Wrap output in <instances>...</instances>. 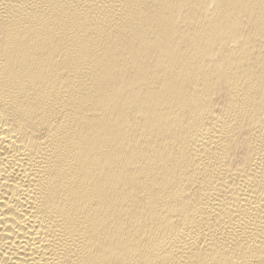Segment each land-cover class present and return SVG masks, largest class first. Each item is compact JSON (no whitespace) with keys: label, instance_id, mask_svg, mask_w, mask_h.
I'll return each instance as SVG.
<instances>
[{"label":"bare ground","instance_id":"1","mask_svg":"<svg viewBox=\"0 0 264 264\" xmlns=\"http://www.w3.org/2000/svg\"><path fill=\"white\" fill-rule=\"evenodd\" d=\"M0 264H264V0H0Z\"/></svg>","mask_w":264,"mask_h":264}]
</instances>
